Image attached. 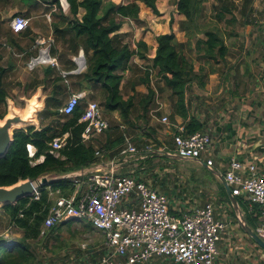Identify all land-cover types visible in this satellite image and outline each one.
<instances>
[{"label":"trees","instance_id":"trees-1","mask_svg":"<svg viewBox=\"0 0 264 264\" xmlns=\"http://www.w3.org/2000/svg\"><path fill=\"white\" fill-rule=\"evenodd\" d=\"M20 1L27 5L26 9L20 12L21 15L32 13L33 9H39L42 4H55L59 11L52 15H59L60 12V17H64L60 0ZM66 1L71 17L64 28H60L54 23L53 32L54 35L60 36L66 33L73 34L68 40L82 46L86 67L80 73L62 76L61 72L55 70L53 66H47L43 69L41 80L29 82L27 86L33 90L41 83L49 82L52 93L44 100L39 129L33 125L14 129L13 142L9 152L0 158V186L11 185L23 179L35 180L43 175L58 176L85 168L96 161L95 151L98 148L96 149L90 141H83L81 138L85 122L79 121V118L85 105L79 104L70 115L59 113L60 95L67 90L65 79H73L72 85L76 89L90 85L101 88L103 95L105 94L106 106L119 108L124 121L130 120V108L137 103L139 109L135 107V119L145 121V123L147 120L148 123L149 108L155 105V90L151 86V76H158L174 98L173 114L171 115H179L186 119L185 131L191 133L201 130L203 127L202 123L194 116L187 118L186 93L194 80L204 83L208 79L209 73L217 70L215 64L224 62L227 55L224 31L217 26L205 27V24L199 22L200 5L206 0H177V10L184 16V19L179 23V29L185 31L188 39L185 42H180L173 32L157 35L156 51L152 58L147 56L148 46L143 40H138L136 48H131L118 30L123 18H131L136 21L139 19L138 2H143L154 13H159L156 0H126L121 3H116L113 0ZM230 1L214 0V7L217 9L215 14L217 22L225 21L226 25L236 24L235 5ZM251 2L252 0H241L238 11L241 16L246 15ZM80 10H83V13L78 15ZM191 53H194L197 60L200 61L197 69H195ZM134 56L144 60V65H138L143 74L136 81H130V89L133 94L124 99L122 79L125 73L132 72L131 60ZM8 71L9 68L0 65V104H4L8 96L5 82ZM139 84H144L147 91H137L135 86ZM0 116L3 117L2 114ZM48 116L55 117L56 122L44 123V117ZM147 129L150 130L146 132V135L151 137L150 132H153L154 129L152 127ZM65 132L69 133L67 143L58 149V155L50 152V141L53 137ZM125 132L127 133L126 130ZM106 136L108 140L109 133H106ZM123 140L124 132L121 130L120 134L110 141L112 144L107 141L106 147L112 150L116 144ZM145 141L146 143L147 141L151 142L149 139ZM28 142L36 147L35 158L43 155L42 161L31 163L26 149ZM111 152L114 154L115 151ZM218 184L221 195L229 201L222 183L218 181ZM73 188L74 186L68 178H50L47 184L40 187L38 199L32 198V196L24 197L13 205L2 206L8 215L9 224L20 229L21 236L12 246H7L6 238L0 237V264H39L32 242L48 239L50 236L54 237L59 225L74 220L69 219L61 222L62 224L57 223L44 235H40L41 225L52 204L49 192L60 189L62 195L68 196ZM236 199L240 201L239 198ZM252 208L254 216L248 214L246 218L251 223H257L260 212H257L256 205H253ZM89 251L87 249V252ZM105 251L101 253L103 254ZM96 255L93 253L91 259L94 260ZM158 260L162 264H167L163 262L168 259L160 257Z\"/></svg>","mask_w":264,"mask_h":264},{"label":"crops","instance_id":"crops-1","mask_svg":"<svg viewBox=\"0 0 264 264\" xmlns=\"http://www.w3.org/2000/svg\"><path fill=\"white\" fill-rule=\"evenodd\" d=\"M113 1L121 3V0L120 2ZM261 1L260 4L258 0H252L245 16L234 12L237 18L236 22L241 18L242 25L237 27L235 24L236 27H226L223 30L224 41L227 47L225 61L215 64L217 70L210 72L208 79L204 83H198L194 80L186 93L187 118L194 116L202 123L203 127L201 131L209 132L212 135L211 149L206 156L212 158L214 161L213 168L220 173L225 170L228 159L236 156L244 162H256L258 172L264 175V0ZM60 3L63 7V18L60 17V12L59 15H52V13L59 11L55 4H42L38 13L32 12L28 15L23 13L30 21L28 27L21 32H13L11 30L9 25L10 19L6 23L0 24V43L6 49V52L0 54V57L3 56L2 58L6 59V63L2 66L9 68L7 80L11 76L17 80L24 77L26 71L25 60L28 53L26 41L32 36H35L36 43H44L46 41L51 43L61 40L65 42V45L68 44L70 53L67 54L66 58L56 54L53 55L55 59H59L60 64L66 66L65 68L61 66V74L62 76H66L81 72H75L74 70L75 65L76 67L78 66V62L80 66L83 65L81 58L77 59L81 55L80 49L83 50L82 46L77 45L76 42L71 43L68 40L73 35L72 33L60 36L58 34L54 35L53 32L52 27L54 23L58 27L64 28L71 17L69 6L65 5V7L67 6L65 8L61 1ZM138 4L139 19L136 21L131 18H123L118 30L125 37L131 48H136L137 41L143 40L148 46L147 56L152 58L155 55L157 46L156 37L159 34L173 32L180 42L187 41L188 38L185 31L179 29V23L184 19V16L177 10V0H156L159 13H154L143 2H138ZM82 13L83 10H80L78 15ZM26 34L28 35L27 37ZM57 47L60 50L61 47ZM45 48L47 49V47ZM42 49H40V55ZM74 54L77 55L75 56ZM34 56L30 55L29 58L32 59ZM132 62L139 66L144 65V60L138 56H134L131 60ZM199 63L195 64V69L199 67ZM57 65H59L58 62ZM156 78L159 79V77ZM64 82L67 85V93L78 92L83 94L80 104L85 105L88 100L97 98L101 103L99 105L104 109V113L107 116L105 118L110 121L111 115L117 117L116 121H118L117 124L120 132L122 130L121 125H124L126 128L124 120L121 119L120 109L106 106L105 94L103 95L101 88L90 85L76 89L72 85L73 79H65ZM130 83L128 75L125 74L122 79V85L126 88L125 93L123 92L124 99L133 94V91L130 89ZM43 85L45 83H41L33 91L35 94H38L39 98L41 96L45 100L52 92L51 88L46 91ZM159 85H161V88L157 87L155 77L151 76V86L155 90V105L149 108L148 115L152 117L148 120L145 127H152L154 129L151 132L154 137H147L146 133H141L139 132L140 130H137L140 139L151 140V142L147 141L145 144V146H152L148 154L146 153V156L150 157L154 155V152L160 150V148L167 149L172 147L173 132H175L177 126L184 124L186 121V119L179 115H171L173 114L174 98L164 86L163 80H161ZM135 88L140 92L147 91V87L144 84L136 85ZM31 98H37V96L34 95ZM135 107L139 109V105L135 103L130 108V113L136 111ZM153 112H155L156 117H154ZM165 115L168 117V123L160 121V118ZM135 123L139 127L143 122L136 121ZM128 135L132 143H134L133 136ZM114 138L107 140L106 135H104L102 140L99 134L90 140L96 149L104 150L105 162L113 158V156L109 157L108 154L113 150L116 151L122 142L116 144L112 150H106L105 148H99L102 145L101 140L106 145ZM154 140L159 143V147L156 150L153 149ZM170 158L172 157H168L167 159ZM98 160L99 158L96 156V161ZM140 160L131 158L119 166L118 171L122 173H134L135 166L140 163ZM104 161L101 163L106 165ZM198 162L202 164L204 169H207L203 159ZM85 168H92V165ZM212 194L214 195V202H209L213 203L215 215L217 218L226 220L228 223L218 242L219 254L215 264H258L259 259L264 258V248L256 244L244 226L245 223V225L255 231L258 220L257 223H251L246 218L248 214L254 216L252 215L253 205L239 196L236 197L240 199V201H236L237 206L233 205L228 194L229 201L221 195L220 188L212 191ZM169 198L170 205L173 208L172 211L175 213L185 211V208L188 209L192 205H201L196 203L195 199H189V197L183 202L179 201L178 203L175 202L172 196ZM189 200H192L195 204ZM256 210L260 212L258 208ZM241 214L243 223L240 220ZM260 264H263V261Z\"/></svg>","mask_w":264,"mask_h":264},{"label":"built area","instance_id":"built-area-1","mask_svg":"<svg viewBox=\"0 0 264 264\" xmlns=\"http://www.w3.org/2000/svg\"><path fill=\"white\" fill-rule=\"evenodd\" d=\"M29 21L24 15L14 14L9 25L13 32H21L28 27ZM47 55L48 63L56 65L57 61L49 50ZM32 59L30 68L40 62L33 63ZM82 96L78 92L69 94L58 109L59 113L72 114ZM79 121L85 122L81 132L83 141L92 140L110 127L95 100L87 101ZM160 121L168 123L169 120L165 115ZM121 129L124 140L110 161L105 162L104 150L97 149L95 155L99 160L90 164L92 168H81L58 176L46 175L49 180L68 178L74 188L68 196L62 195L60 189L49 192L52 204L41 225L40 235L57 223L74 219L103 233L106 251L97 264H145L160 257L176 264H215L219 254L218 242L228 226L227 221L217 218L213 203L209 201L175 213L168 195L153 187L150 180L141 179L133 172L118 171L119 166L131 158H145L152 148L146 145L144 152L139 151L125 132L124 125ZM68 136L69 133L65 132L53 137L49 143L50 152L58 155V149L67 143ZM172 141V147L160 150L184 159H203L207 167L213 168L214 161L206 156L213 141L209 132L197 130L188 133L181 124L173 132ZM26 149L32 164L43 160V155L35 158L36 147L32 143L28 142ZM222 175L233 196H239L259 209L255 232L264 240V175L258 172L257 163L244 162L232 156ZM40 187L35 185L32 198H39ZM5 238L7 246L16 242L8 236Z\"/></svg>","mask_w":264,"mask_h":264},{"label":"rangeland","instance_id":"rangeland-1","mask_svg":"<svg viewBox=\"0 0 264 264\" xmlns=\"http://www.w3.org/2000/svg\"><path fill=\"white\" fill-rule=\"evenodd\" d=\"M115 1L120 2V0ZM122 1L124 2L126 0H121V2ZM258 1L261 4L262 1ZM230 2L235 5L234 11L239 14L238 11L239 7L241 6V0H231ZM65 4L67 5L66 2ZM214 4V0H206L201 3L199 17V22L201 24H205V27L217 26L222 30H224V28L226 27H239L242 25L241 18H239V21L236 22V26L229 24L226 25L225 21L217 22L215 17L217 9L216 7H214ZM26 6L27 5L20 0H0V24L6 23V21H8L14 14H22L20 12H23L22 10H24ZM63 6L65 7L64 4ZM61 8H63L62 5ZM32 11L33 13H38L40 10L33 9ZM27 36L28 35L26 34V37ZM193 40L194 38L192 39V41ZM57 46L61 47L60 50H58ZM45 47H47L51 56L56 54L58 56L66 58L67 54L70 53L69 45H65V42L61 40H56L55 42L51 43L47 41L44 43H36L35 36L29 37V40L26 41V48L28 53L26 54V71L24 77L22 79L20 78L19 80H17L16 78H12V76L8 78V80L7 78L5 79L8 96L6 98V102L4 104H0V114L3 115V117L0 116V121H3L4 117L9 114V108L11 105H13L15 109L22 112L23 115L29 114L31 105L35 99L31 97L35 95V92L31 87H28L27 85L33 80H41L43 76L42 72L45 67L53 66L55 70L61 72V66L63 68L64 65L60 64L58 58H56L59 64L57 66H54L50 63L39 62L36 67L32 69L29 67V61L31 60L29 58L30 55H35L34 57H37L38 55H40V49ZM5 52V46L0 43V54H4ZM74 55L76 56L77 54ZM191 55L194 63L198 64L199 61L197 60L196 55L194 53H191ZM2 57H0V65H4L6 63V59H3ZM65 67L66 66H64V68ZM77 67L75 65V69ZM132 67V72L125 73L126 75H128L129 82L131 80L136 81L137 78L141 76V74H143L142 69H139L137 64L132 62ZM84 69L85 68H83L81 71H83ZM154 77L157 87L161 88V85H159L161 83V79L156 78L158 76ZM50 86L51 84L47 82L45 84V90H50ZM125 91L126 88H123L124 93ZM68 95L69 92L67 93V91H64L60 95L61 105L64 104ZM93 100L97 101L101 105L100 101L97 98H94ZM38 102L40 104V110L38 112V115L36 116V122L34 123L36 127L40 125V119L42 117L41 113L44 107V98L40 96V98H38ZM101 110L103 115H105L104 117H107L104 113V109L101 108ZM153 113L154 117H156L155 112ZM135 114L136 112L133 111L132 113H130V120L123 122L126 125L125 130L127 131V133L133 136V144H135L139 151H142L143 148H145L146 141L138 137V131L140 130L139 132L146 133V131L148 130L145 127L147 126V120L146 123L145 121L139 120L138 122L142 121L143 123L141 124V126L137 127L135 125V122L137 121V119H135ZM147 117L149 120L152 116L148 115ZM116 119L117 117L111 115L109 118V122L111 125L109 129L103 132L109 133L110 138H114L115 136L120 134L119 126L117 124L118 121H116ZM55 120V117L53 118L51 116H48L44 117L43 122L51 123L56 122ZM25 126L26 125H21L20 127ZM104 135L106 134H100L102 140L104 138ZM151 135V137H154L153 134ZM102 140V145H100L99 148H105L106 150H109V148L106 147L107 144L105 145ZM153 142L155 143L153 149L156 150V148L159 147V143H157V141L155 140ZM153 154L154 155L152 157L146 156L145 158L141 159L140 163L135 166L134 173L137 177L145 180H150L153 187H155L158 191L167 194L168 197L172 196V198H174L175 202L177 203L179 201L183 202L185 199H187V197H189V199H195L196 203L201 205L208 201L214 202V195L212 194V191H214L215 189H219L218 181H220L218 175L214 171L208 168V170L204 169L202 164L198 162V160H179L172 158L167 159L168 157L164 156L161 153L154 152ZM115 155L116 151L114 152V154L112 152L108 154L109 157ZM193 204H195V202H193ZM1 236L4 238L8 236L15 240H17L21 236V230L9 224L8 215L2 207H0V237ZM55 236H50L48 239H41L32 242L33 250L39 260V264H97L100 260V257L102 256L101 252L106 250V247L104 245L105 237L103 233L85 222L70 220L67 222V224L59 225V229H57V232H55ZM87 249H89L90 251L87 252ZM93 253L97 254L94 260L91 259ZM158 259L159 258L152 259L145 264H162ZM261 261H263L264 264V258L259 259L258 264H260ZM163 263L170 264L172 263V261L164 260Z\"/></svg>","mask_w":264,"mask_h":264},{"label":"water","instance_id":"water-1","mask_svg":"<svg viewBox=\"0 0 264 264\" xmlns=\"http://www.w3.org/2000/svg\"><path fill=\"white\" fill-rule=\"evenodd\" d=\"M60 1H63V0H60ZM65 2H67V1L65 0ZM67 5H68V3H67ZM80 54L81 55L78 57V59L81 58L83 60V65L80 66V64L78 62V67L74 70L75 72H79L83 68L86 67V65H85L86 59L83 55L82 49H80ZM40 57H41V55L34 57L32 59V62L34 63L35 61H38V59ZM43 87H44V85H43ZM35 95L37 96V98H39L38 94H35ZM11 107H13V105H11L9 108L10 112H11ZM39 107H40V104L35 107L33 117L24 119L19 114L13 113L12 116L6 115L3 119V121H0V158L6 156V154L9 152V149H10L11 144L13 142V131H14V129L22 128V127H20L21 125H26V126L33 125V126H35L34 123L36 122V116L38 115V112L40 110ZM16 124H21V125L13 127V125H16ZM39 126L38 127L35 126V128L39 129ZM157 152L161 153L167 157L177 158L180 160L184 159V158H181L179 156L168 153L165 150H158ZM206 168L214 171L218 175V177H219L220 181L222 182V184L224 185L226 192H227L229 198L231 199L233 205L237 206L236 197L231 194V189L228 186V184L226 183L222 173L218 172V170H215L214 168H209L207 166H206ZM47 182H49V178L46 175H43L40 178H37L33 181L31 179H23V180L17 181L16 183L11 184V185H7V186L1 185L0 186V207L7 205V204L13 205L24 197H31L34 194L35 185L36 186H40V185L42 186L44 184H47ZM240 220L243 223L242 214H241ZM244 226H245L247 233L255 240L256 244H258L260 247L264 248V240L261 239L254 230H252L250 227L245 225V223H244Z\"/></svg>","mask_w":264,"mask_h":264},{"label":"bare ground","instance_id":"bare-ground-1","mask_svg":"<svg viewBox=\"0 0 264 264\" xmlns=\"http://www.w3.org/2000/svg\"><path fill=\"white\" fill-rule=\"evenodd\" d=\"M63 4L66 5L65 2H64V0H63ZM47 51H48V49H46V48H43L42 49V51H41V57L38 59V61H40V62H47L48 63L49 57L47 55ZM81 61H83V60L81 59ZM38 105H39L38 99L35 98L34 101H33V103H32V105H31V110H30V112H29L28 115H23L22 112H20L19 110L15 109L14 106L11 107V112H9L8 115L12 116L13 113H16V114H19L24 119L30 118V117H33V113L35 111V107L38 106ZM19 125H21V124L13 125V127H16V126H19Z\"/></svg>","mask_w":264,"mask_h":264}]
</instances>
